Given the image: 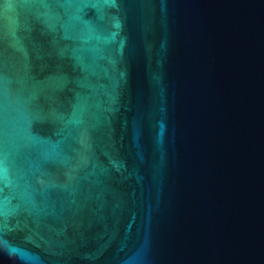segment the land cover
Wrapping results in <instances>:
<instances>
[{"label": "water", "instance_id": "water-1", "mask_svg": "<svg viewBox=\"0 0 264 264\" xmlns=\"http://www.w3.org/2000/svg\"><path fill=\"white\" fill-rule=\"evenodd\" d=\"M0 264H264V0H0Z\"/></svg>", "mask_w": 264, "mask_h": 264}]
</instances>
